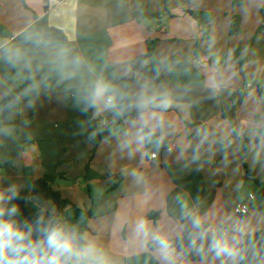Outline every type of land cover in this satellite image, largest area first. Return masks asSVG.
I'll return each instance as SVG.
<instances>
[{"label": "crops", "instance_id": "obj_1", "mask_svg": "<svg viewBox=\"0 0 264 264\" xmlns=\"http://www.w3.org/2000/svg\"><path fill=\"white\" fill-rule=\"evenodd\" d=\"M0 0V41L30 48L24 36L54 28L69 38L65 45L99 66L105 62L128 65L155 47L147 65L178 58L192 61L187 67L164 71L166 84L179 91L168 115L176 120L178 132L170 145L156 150L145 147L129 158L117 147V139L96 146L79 134L78 121L85 119L59 91L41 94L35 107L26 102L11 123L12 138H0V187L15 183L22 190L48 174H62L54 188L74 207L58 214L69 224L94 237L107 252L111 264H156L146 250L129 241V228H117L114 219L137 216L151 220L171 219L179 213L181 201L217 220H240L250 236L264 231V32L243 52L247 63L236 64L234 48L245 46L264 25L262 0ZM204 12L214 16L209 36L188 14ZM168 13L162 19L143 17ZM242 19L243 34L230 37L233 16ZM200 44L201 55L194 53ZM132 69V68H131ZM216 70L224 87L213 97L206 87L210 71ZM26 70L11 68L0 60V81L19 89L29 80ZM39 79V76L36 77ZM206 129L208 140L201 146L199 160L191 155ZM91 129H89V132ZM177 140L187 146L178 159ZM246 145L249 154L246 153ZM159 152L152 160L151 154ZM252 172L248 175L247 172ZM138 172L147 184H138L131 173ZM154 193L141 203L144 193ZM254 194L248 216L235 214L236 207ZM177 197L180 200H177ZM169 201L171 207L169 209ZM32 210L36 211L34 207ZM84 212L92 214L88 222ZM264 248V236L256 243Z\"/></svg>", "mask_w": 264, "mask_h": 264}, {"label": "clouds", "instance_id": "obj_2", "mask_svg": "<svg viewBox=\"0 0 264 264\" xmlns=\"http://www.w3.org/2000/svg\"><path fill=\"white\" fill-rule=\"evenodd\" d=\"M24 41L31 47L0 41V60L11 68L26 70L29 75L24 79L30 81L19 91L0 81V138L14 137L16 126L10 121L19 114L22 102L33 108L41 94L55 91L71 100L73 108L85 117L78 121L80 135L87 133L90 142L105 132V141L115 136L118 149L129 158L148 146L156 150L167 147L176 137L178 125L168 113L178 92L189 89L156 82L161 70H172L166 62L156 69V77L148 78L126 64L97 66L38 32L28 33ZM206 87L213 97L224 87L216 70L210 71ZM196 135L200 140L192 152V163L199 160L209 133L203 129ZM176 144L178 159L183 160L187 146L182 140ZM131 174L136 183L147 184L140 173ZM21 193L15 183L0 187V264H111L100 243L66 222L50 202ZM152 195L146 191L141 203ZM21 199L36 209L31 219L23 218L20 206L14 203ZM114 225L127 226L130 243L151 254L156 264H264V248L256 247L244 221L217 220L184 201L171 219L137 216L129 221L117 216Z\"/></svg>", "mask_w": 264, "mask_h": 264}, {"label": "trees", "instance_id": "obj_3", "mask_svg": "<svg viewBox=\"0 0 264 264\" xmlns=\"http://www.w3.org/2000/svg\"><path fill=\"white\" fill-rule=\"evenodd\" d=\"M263 1V7L260 10V14L262 19L264 20V0ZM243 0H235L234 5H242ZM188 14H190L199 24L200 27H203L204 31V40L208 39L209 36V25L213 21L214 16L209 13H204V12H195V11H188ZM143 17H151L154 19H162L165 18L166 16H169L168 13L164 14H156L149 16L145 13L141 14ZM39 33L43 34L44 36L51 38L55 41L61 42L62 44L66 45L69 42L68 36L61 30L54 29V28H49L46 30H43L40 26H38ZM264 32V25L257 31V34L245 45H239L234 48V56L236 60V64L238 65L239 69L242 70L243 66L247 63V60L243 58V52L247 48H251L254 43L256 36L260 33ZM243 34V28H242V19L240 16H233L231 19V25H230V32L229 36L230 37H237ZM201 48L200 44L197 43L194 57L195 59H198L201 55L200 53ZM155 54V47L149 48L148 52L145 55H142L135 60L131 62V68L132 70L139 71L143 76L148 77V78H153L156 77V69L158 67H162L161 63H155L153 65H147V62L153 57ZM178 58H173L166 62L168 65L175 68H181V67H187L191 65L192 61H185L182 63H179ZM166 76L164 74V70H161L159 77L157 78L156 82H166ZM30 83V82H27ZM26 83V84H27ZM21 86L19 89L16 91H19L23 89L25 86ZM23 103V102H22ZM21 103V105H22ZM5 116L7 115L6 113L4 114ZM0 119H3V117H0ZM108 133H101L100 135L97 136L96 140L93 142L98 146L101 144L104 140V137L107 136ZM164 147H161V149ZM246 153L247 155L249 154V147L246 145ZM248 175H252V172H247ZM59 179H64V175L62 174H48L45 175L44 177L38 179L34 184L31 190H22V196H28V195H34L38 196L41 201L47 202V201H52L58 208L59 213L62 214L67 208L69 207H74V204L70 201L67 200L63 197L60 191L56 190L54 188V184L59 180ZM260 195L264 197V190L260 192ZM14 203H17L20 206V210L22 213L23 218H29L31 219L34 216V211L31 208L30 204H25L23 199L14 201ZM171 201H169V209L171 207ZM260 210H264L262 207H259ZM157 214L150 216V218H155ZM92 214L90 212H84V218L85 221L88 222V220L91 218ZM82 232H85V230H81ZM264 236V231L259 232L258 234L251 236L252 241L256 244L262 237Z\"/></svg>", "mask_w": 264, "mask_h": 264}, {"label": "built area", "instance_id": "obj_4", "mask_svg": "<svg viewBox=\"0 0 264 264\" xmlns=\"http://www.w3.org/2000/svg\"><path fill=\"white\" fill-rule=\"evenodd\" d=\"M174 149H175V145H170L169 147L165 148L164 153H168V154L172 153ZM150 158L152 160H157L159 158V152L152 153ZM255 199H256V196L254 194H251L249 196L248 201H243L236 207L235 214L240 217L248 216L252 209V202L255 201Z\"/></svg>", "mask_w": 264, "mask_h": 264}]
</instances>
